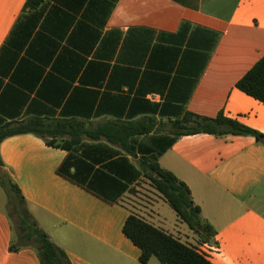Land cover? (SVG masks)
Here are the masks:
<instances>
[{
	"label": "crops",
	"instance_id": "0c3cea01",
	"mask_svg": "<svg viewBox=\"0 0 264 264\" xmlns=\"http://www.w3.org/2000/svg\"><path fill=\"white\" fill-rule=\"evenodd\" d=\"M25 2L0 0V126L36 117L90 128L152 119L158 128L130 139L134 155L105 139L69 150L32 134L0 143V169L69 262L141 264L122 233L133 214L212 264H264V143L172 133L187 113H222L264 135V104L236 87L264 56V0ZM152 156L190 190L215 231L209 243L176 215L167 223L169 205L139 167ZM146 182L151 198L127 205ZM12 238L0 185V264H40L32 249L10 251Z\"/></svg>",
	"mask_w": 264,
	"mask_h": 264
},
{
	"label": "trees",
	"instance_id": "16d2710c",
	"mask_svg": "<svg viewBox=\"0 0 264 264\" xmlns=\"http://www.w3.org/2000/svg\"><path fill=\"white\" fill-rule=\"evenodd\" d=\"M45 0H26L24 8L37 9ZM236 87L264 104V56L237 82ZM158 131L152 119L130 123L106 122L95 128L73 119L53 120L28 118L21 122L6 123L0 126V143L9 137L32 134L42 139L46 145L69 150L85 139L98 141L105 139L127 154L134 155L130 139ZM172 133L177 135L209 134L223 136H251L264 143V135L250 129L236 120L218 114L206 118L187 113L182 120L172 123ZM2 163L0 160V167ZM139 167L154 189L168 203L177 219L199 238L201 243H209L215 236L210 224L200 217V209L192 200L190 190L177 177L162 169L156 157L142 158ZM0 185L8 199L9 218L13 226L10 251L32 249L40 264H71L66 254L57 248L47 234L42 231L29 214L26 202L18 187L0 169ZM123 235L140 250L139 262L147 264L154 257L162 264H212L204 254L194 247L180 242L172 235L155 228L136 215L126 219Z\"/></svg>",
	"mask_w": 264,
	"mask_h": 264
},
{
	"label": "rangeland",
	"instance_id": "374dc122",
	"mask_svg": "<svg viewBox=\"0 0 264 264\" xmlns=\"http://www.w3.org/2000/svg\"><path fill=\"white\" fill-rule=\"evenodd\" d=\"M151 190L149 188L148 183L146 182L145 186H142L140 190H134L132 193V197H128L127 200L125 201L127 205L133 206L134 204H138L140 201H145V197H150L151 198ZM166 210H163V214L166 217L167 223L169 226L172 224L173 219L175 217L174 212L170 209L169 206L165 208ZM12 230L14 226V221L12 220ZM193 235V234H192ZM195 239H198L196 235L193 236Z\"/></svg>",
	"mask_w": 264,
	"mask_h": 264
},
{
	"label": "built area",
	"instance_id": "2783aa9c",
	"mask_svg": "<svg viewBox=\"0 0 264 264\" xmlns=\"http://www.w3.org/2000/svg\"><path fill=\"white\" fill-rule=\"evenodd\" d=\"M149 98H150V99H154V98H155V96H150Z\"/></svg>",
	"mask_w": 264,
	"mask_h": 264
}]
</instances>
